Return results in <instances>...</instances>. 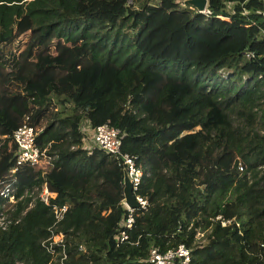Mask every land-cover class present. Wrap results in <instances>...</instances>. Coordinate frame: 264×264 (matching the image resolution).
I'll list each match as a JSON object with an SVG mask.
<instances>
[{
	"label": "trees",
	"instance_id": "16d2710c",
	"mask_svg": "<svg viewBox=\"0 0 264 264\" xmlns=\"http://www.w3.org/2000/svg\"><path fill=\"white\" fill-rule=\"evenodd\" d=\"M233 1L241 8L219 16ZM207 6L0 0V180L24 115L45 154L12 173L0 264L47 263L54 216L36 195L43 183L50 203L67 205L54 222L62 264H149L150 246L179 242L189 264H264V0ZM82 120L116 126L142 169L136 193L147 204L121 242L122 164L84 144Z\"/></svg>",
	"mask_w": 264,
	"mask_h": 264
},
{
	"label": "built area",
	"instance_id": "2783aa9c",
	"mask_svg": "<svg viewBox=\"0 0 264 264\" xmlns=\"http://www.w3.org/2000/svg\"><path fill=\"white\" fill-rule=\"evenodd\" d=\"M201 13L205 15L210 13L207 2L202 8ZM218 15L225 18L227 17L224 16L225 14ZM26 119L27 115H24L21 123H19L12 131V139L16 144L14 164L8 169V174L0 180V195L2 197V200L0 201L1 227H4L9 221V219L5 216V212L8 208H13L12 203L16 200V197L14 196L15 185L13 184L14 177L12 173L15 172L17 166L23 162L35 167L40 166L42 163V157L45 156L42 150H39L34 142L36 128L29 124ZM91 142L103 149L105 152H108L118 158L122 167L125 169L133 196L137 202V206L128 207L123 202V197L120 200L126 211L120 219V226L114 238L118 242H121L127 238L126 230L130 228L133 223L134 208L138 206L145 207L147 204V200L136 193V189L142 175V169L135 163L134 156L132 154L120 150V131L116 126L110 124L108 121L99 123L92 128ZM36 195L45 204H49L53 212L54 222L58 221L62 217L67 205H56L55 203H50L49 197L52 193L48 191L44 183L40 186ZM30 204L31 203H29V205ZM216 217H218V215ZM54 222L49 226V234L41 241V244L48 252V260L46 264H62V260L65 257L63 233L60 230H55ZM224 222V220L221 221V223ZM189 259L190 249L182 242L169 246L163 250L158 248V246L152 245L148 248L146 256V260L149 264H189Z\"/></svg>",
	"mask_w": 264,
	"mask_h": 264
},
{
	"label": "rangeland",
	"instance_id": "374dc122",
	"mask_svg": "<svg viewBox=\"0 0 264 264\" xmlns=\"http://www.w3.org/2000/svg\"><path fill=\"white\" fill-rule=\"evenodd\" d=\"M177 1L182 3L183 0H181V1L177 0ZM240 8H241V3L238 2V1L226 2L224 7L221 8V11H220L221 13L220 14H222V15L225 14L224 16H227L228 14H232L235 10H239ZM262 12H263L262 13L263 15L260 16L259 21L256 20V18H255V20H256L255 24H256L257 27H260V23L261 22L264 23V10ZM23 38H24V36L21 37V39H23ZM15 42H16V40H13V41H10V42H7V43H2L1 44V49L3 51L11 49V48H13ZM81 129H82L83 134H84V138H83L84 144H86V145L92 144V142H91L92 129L88 126V124L84 120L81 121ZM11 209H12V207H11ZM198 236H201V233H197V237Z\"/></svg>",
	"mask_w": 264,
	"mask_h": 264
},
{
	"label": "water",
	"instance_id": "95a60500",
	"mask_svg": "<svg viewBox=\"0 0 264 264\" xmlns=\"http://www.w3.org/2000/svg\"><path fill=\"white\" fill-rule=\"evenodd\" d=\"M185 3L189 4L190 6L194 7L195 10L201 13L202 8L204 7L207 0H183ZM122 197L123 202L128 207H135L137 206V202L133 196L130 182L127 178L126 172L124 167H122Z\"/></svg>",
	"mask_w": 264,
	"mask_h": 264
}]
</instances>
